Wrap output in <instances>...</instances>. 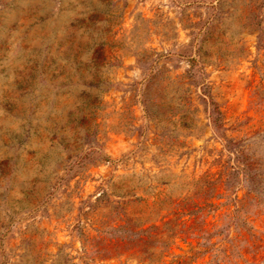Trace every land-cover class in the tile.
<instances>
[{"label":"rangeland","instance_id":"1","mask_svg":"<svg viewBox=\"0 0 264 264\" xmlns=\"http://www.w3.org/2000/svg\"><path fill=\"white\" fill-rule=\"evenodd\" d=\"M0 264H264V0H0Z\"/></svg>","mask_w":264,"mask_h":264},{"label":"trees","instance_id":"2","mask_svg":"<svg viewBox=\"0 0 264 264\" xmlns=\"http://www.w3.org/2000/svg\"><path fill=\"white\" fill-rule=\"evenodd\" d=\"M218 120V118L217 117H214V121L216 122Z\"/></svg>","mask_w":264,"mask_h":264}]
</instances>
